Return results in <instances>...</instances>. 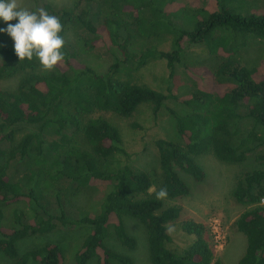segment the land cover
Returning <instances> with one entry per match:
<instances>
[{
    "label": "trees",
    "instance_id": "obj_1",
    "mask_svg": "<svg viewBox=\"0 0 264 264\" xmlns=\"http://www.w3.org/2000/svg\"><path fill=\"white\" fill-rule=\"evenodd\" d=\"M184 1L78 0L71 10L45 3L42 9L59 17L65 41L64 60L50 71L35 56L20 61L0 38V80H18L14 89L0 88V255L10 264H66L58 242L22 251L19 243L59 229L81 228L88 233L73 264H134L108 245L113 235L128 251L135 249L136 239L126 230L124 217L145 229L151 264H224L214 253L209 229L193 220L180 223L192 243L179 253L167 247L168 226L182 213L168 202L189 193L176 168L201 182L205 174L196 158L207 153L225 164L252 158L259 166L239 177L231 195L245 208L233 224L246 237L245 252L236 264H264V59L251 67L240 59L251 42L264 45V11L252 7V0ZM69 30L83 33L86 51L116 48L121 58L111 51L108 70L97 73L77 59L66 39ZM161 37H169V51L151 44ZM137 41L143 47L132 49ZM187 45L203 46L216 64L212 69L185 66L194 85L178 97L172 80ZM162 60L168 71L166 93L134 82L139 68ZM167 100L188 112L169 110L180 142L154 141L158 179L126 164L103 169L104 160L123 151L120 133L92 115L111 112L128 118L140 105L150 104L157 116ZM20 125L35 131L17 140ZM16 160L25 172L13 179L9 171ZM63 182L76 190L105 187L99 211L70 213L65 200L70 191L58 187ZM152 187L156 192L167 189V197L157 199ZM20 202L33 215L15 210L12 225H5V208Z\"/></svg>",
    "mask_w": 264,
    "mask_h": 264
},
{
    "label": "rangeland",
    "instance_id": "obj_2",
    "mask_svg": "<svg viewBox=\"0 0 264 264\" xmlns=\"http://www.w3.org/2000/svg\"><path fill=\"white\" fill-rule=\"evenodd\" d=\"M77 1L17 0L21 8L27 9L30 12L42 9L45 3L50 4L56 9L64 8L71 10ZM179 3L184 4L185 1L179 0ZM252 4V7L264 11V0H252ZM85 5V2L81 4L82 7H85ZM8 23L15 24L17 21L13 20ZM6 28L7 24L3 20H0V30ZM82 36L83 33L80 31L69 30L66 34V39L74 47L77 59L81 63L94 69L97 73H104L108 70L111 64V51L115 56L121 58V54L116 48H111L110 52L104 48L86 51L82 46ZM0 38L5 40L14 49V41L6 31H0ZM141 44L143 47L144 43L142 41L133 43L132 49L138 50ZM151 44L164 51H169L170 49L169 37L154 39ZM240 59L242 64L249 67L258 65L264 59V45L257 41L251 42L248 48L242 53ZM215 64L216 61L208 55L203 46L187 45L185 58L182 64L176 66L175 75L172 80V88L176 96H186L193 89L194 81L186 74L184 70L185 66L212 69ZM167 76L166 63L162 60L151 62L145 67L139 68L134 73L133 80L137 84L166 93ZM17 83V79L0 80V88L14 89ZM169 110H173L179 114H186L188 112L187 108L182 104L167 100L164 102V106L160 109L157 116H153L152 106L150 104L140 105L128 118L119 117L111 112H96L93 114L92 118H104L114 125L120 133L121 148L123 151L114 153L112 157L104 160L102 162L103 169L113 171L126 164L133 170L145 171L155 179H158L160 171L154 141L164 139L180 142L175 130L174 119L170 115ZM16 130V137L19 140L24 134L35 131V127L20 125ZM196 162L202 167L205 174L201 182L195 181L192 177L176 168L180 178L187 184L189 193L187 196L168 202L169 205L181 207L182 213L175 223L168 226L170 242L167 243V247L171 251L179 253L192 243L193 237L182 232L180 227L181 221L188 219L204 224L209 229L212 239L213 225L214 222H217L220 236L224 239V245L221 249H214V253L224 264H236L245 252L246 237L239 233L233 224L245 208L233 199L231 192L241 175L259 166L252 158L238 165L225 164L218 161L211 153L197 157ZM24 172L25 166L23 163L16 160L11 164L9 173L13 179L20 177ZM58 187H63L70 191L71 195L68 201L66 198L65 200L69 204L67 205V210L73 214L81 211L97 213L107 191L105 187L76 190L74 186H69L66 182L59 184ZM51 191L50 193H52ZM155 192L156 187H152L150 193ZM15 210L23 211L28 217L33 215L30 208L23 202L10 205L5 208V225H12L13 212ZM124 223L128 233L136 239L137 245L135 249L128 251L115 240L113 235L109 237L108 245L113 250L131 257L134 264H151L149 261L145 229L138 221L132 218L124 217ZM87 233L88 230L84 228L59 229L52 234L22 241L19 243V248L22 251L45 242H58L64 248L66 264H73L74 255ZM0 264H10V262L3 255H0ZM90 264L96 263L91 262Z\"/></svg>",
    "mask_w": 264,
    "mask_h": 264
},
{
    "label": "clouds",
    "instance_id": "obj_3",
    "mask_svg": "<svg viewBox=\"0 0 264 264\" xmlns=\"http://www.w3.org/2000/svg\"><path fill=\"white\" fill-rule=\"evenodd\" d=\"M0 20L7 24V28L0 31H6L12 38L15 55L20 61H31L35 56L41 67L50 71L64 60L61 50L65 41L60 36L62 24L59 17L44 9L30 12L21 8L17 0H0ZM13 20L18 22L8 23ZM167 195L165 188L156 192L157 199H165Z\"/></svg>",
    "mask_w": 264,
    "mask_h": 264
},
{
    "label": "built area",
    "instance_id": "obj_4",
    "mask_svg": "<svg viewBox=\"0 0 264 264\" xmlns=\"http://www.w3.org/2000/svg\"><path fill=\"white\" fill-rule=\"evenodd\" d=\"M261 203L264 204V199L261 200ZM213 239H214V249H221L224 245V239L220 236L219 225L217 222H214L213 225Z\"/></svg>",
    "mask_w": 264,
    "mask_h": 264
}]
</instances>
